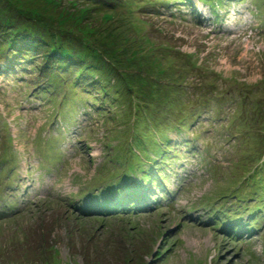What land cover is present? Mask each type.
I'll use <instances>...</instances> for the list:
<instances>
[{"label": "rangeland", "instance_id": "1", "mask_svg": "<svg viewBox=\"0 0 264 264\" xmlns=\"http://www.w3.org/2000/svg\"><path fill=\"white\" fill-rule=\"evenodd\" d=\"M108 1L0 0V45L30 28L120 74L0 59V264H264V0ZM125 171L172 206L77 210Z\"/></svg>", "mask_w": 264, "mask_h": 264}, {"label": "trees", "instance_id": "2", "mask_svg": "<svg viewBox=\"0 0 264 264\" xmlns=\"http://www.w3.org/2000/svg\"><path fill=\"white\" fill-rule=\"evenodd\" d=\"M83 1H86L89 4H92L95 6V5L101 4L104 0H83ZM201 1L210 3V6L214 7L216 3L218 2L221 3L223 0H201ZM180 2L188 3V0H180ZM105 4H107L108 7L112 6V3H110L108 0H106ZM215 18L219 19L220 17L218 14H216ZM24 31H25L24 35L16 31L14 32L13 30H11L10 33H8V36H6L7 38H9L8 42L0 45V57H1L0 59H6V61H8V59L15 58L17 55H21V57H24L25 55L38 51L40 56L44 60L46 71L51 70L54 67H57L58 68L57 71L58 73H60L61 71H64L65 69L70 68L76 63L78 64V62H81V64L83 65H86L88 63L87 64L88 66H86L83 69L84 71L86 70L89 72L92 70V74L100 75L102 82L110 83L109 81L110 77H113V76L115 78L119 77L118 76L119 72L115 68V65L111 64V62L106 63L108 66L101 67L102 65H104V63L103 64L100 63L101 59L103 57V54L108 49L104 50L103 53L102 52L97 53L91 50L90 48H85V47H83V51H80L76 46L74 50L71 46L66 45L64 43L65 41L64 42L61 41L60 38L54 39L52 37L50 38L39 37V35H37L36 33H33V30H31L30 28L24 29ZM38 34L43 36L42 33L38 32ZM89 43L90 42L86 43L87 46ZM42 47H46V48H42ZM41 48L43 50L45 49L47 50L43 51ZM47 52L49 54H48V58H46V61H45L44 53H47ZM105 59L107 61L110 60L109 58H105ZM111 66H114V70L117 71V73L113 72V70L111 69L112 68ZM1 67H2V64H0V70H1ZM108 67L110 68V70ZM101 71H103L107 75L104 77L102 74H100ZM112 72L114 73L113 75H112ZM132 77L133 76H130L131 79H133ZM129 90H132V88H130ZM145 151L146 149L144 147V152ZM167 151H168L167 149H162L160 147V156L162 155L161 156L162 161L164 160L162 158L167 153ZM124 159L125 161H127L129 157L124 158ZM137 169H139L142 173L145 171L144 168H141V167ZM137 169H135V167L133 166V168L130 169V171L135 172V170ZM122 175H124L122 176V178L124 179L126 178L125 180H123V182L116 181L119 175H116L111 180H106L107 184L103 186L104 189H103L102 195L96 196L91 202V206L96 207L95 201H98V203L100 201L103 203L102 209L105 210V212L110 211L111 209L125 211L126 209H129L131 206H136L138 208L142 206H146V204L151 202L150 201L151 198H154L155 200H159L156 193L152 195L150 194V192L148 193L143 192L149 187L146 186L145 188H143L142 186L139 185L140 182L137 181L135 183L136 180L134 181V178H128L129 175L127 171H125ZM154 178L155 177L153 176L152 184H155V182H157V179L156 178L154 179ZM155 187H156V190L153 189L155 190V192L162 193L161 191L162 185L160 181L157 183V185H155ZM259 201L262 204L260 203L257 206V209L264 210V196H260ZM129 203H132V204H129ZM107 217L109 218L111 216L107 214V216H105L104 218H107Z\"/></svg>", "mask_w": 264, "mask_h": 264}, {"label": "bare ground", "instance_id": "3", "mask_svg": "<svg viewBox=\"0 0 264 264\" xmlns=\"http://www.w3.org/2000/svg\"><path fill=\"white\" fill-rule=\"evenodd\" d=\"M96 202V201H95ZM129 204H132V203H129ZM114 210L113 209H111L110 211H106V213H112ZM100 212V211H99ZM227 222V221H226ZM235 223H236V225L235 226H239L240 224H241V222H238V220H236V221H234ZM215 224L216 225H220V228H222V226L224 225V222H222V221H220V220H218V221H216L215 222ZM225 232H226V234H229V232H228V230H225ZM232 236L234 237V236H236V234H232Z\"/></svg>", "mask_w": 264, "mask_h": 264}]
</instances>
